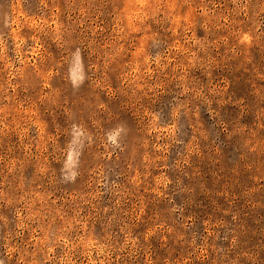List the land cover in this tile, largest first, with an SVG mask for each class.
<instances>
[{"label": "rangeland", "instance_id": "rangeland-1", "mask_svg": "<svg viewBox=\"0 0 264 264\" xmlns=\"http://www.w3.org/2000/svg\"><path fill=\"white\" fill-rule=\"evenodd\" d=\"M142 3L0 0V94L14 90L32 125L4 135L0 123L8 264H80L73 240L105 235L138 243L152 264H220L234 235L259 238L264 0ZM137 50L147 53L143 67ZM130 63L134 76L146 73L134 84L124 79ZM85 66L94 75L72 88ZM113 121L124 128L115 150L93 135ZM73 123L94 142L78 139L61 161L44 138ZM60 168L75 179L61 182Z\"/></svg>", "mask_w": 264, "mask_h": 264}, {"label": "clouds", "instance_id": "clouds-1", "mask_svg": "<svg viewBox=\"0 0 264 264\" xmlns=\"http://www.w3.org/2000/svg\"><path fill=\"white\" fill-rule=\"evenodd\" d=\"M138 3H142V0H137ZM146 0L142 3V7H147ZM248 7L247 2L242 7V10ZM264 13V4L260 6L259 12L257 15ZM135 29H133L134 31ZM123 31V29H121ZM122 39L125 37H121ZM148 39H151L149 36H145L140 45L142 49L144 44ZM23 41H20L15 45V51L19 53V49L23 44ZM133 47H135L133 45ZM7 41H0V52H3L4 58H7ZM81 50L77 49V53ZM127 54V50H125ZM133 57L140 58V66L143 67L146 63L147 53H143L140 50L132 53ZM18 58V57H17ZM159 57H157L158 59ZM24 63L23 61H20ZM110 62V61H109ZM156 59H152V63H156ZM129 71L124 74V79L128 81L129 84H134L137 79H142L146 73H141L139 77L134 76L133 64L127 66ZM159 67V65H158ZM64 70L61 69V72ZM84 71L86 75H82L79 81H71L72 88H79L81 84L84 83L86 78H90L94 75L91 67L85 66ZM65 79L70 81V76L65 75ZM143 95V94H142ZM264 104V100L261 101ZM264 112V110H262ZM0 123L4 124V135H8V131L16 132L18 129L26 132L27 128L32 127L28 119L22 115L23 106L17 99L15 91L13 90L12 94L9 95L7 91L0 94ZM11 117V119H9ZM24 124L25 127L21 128V124ZM35 131V129H33ZM124 128L122 127L121 121H113L112 123L107 124L103 128H99L97 133H94L96 141L106 144L107 147L112 148L113 150L119 148L120 142L122 140V134ZM64 137L63 140H60L57 143L59 137ZM86 138L89 141V144L93 143V137L87 136L85 132L80 131L76 128L75 123L71 124L69 127L64 129H58L56 135H54L51 140H48L45 137V142L48 143V147L53 150L52 154L59 158L61 161H66L68 154L70 152H75L76 150V141L80 138ZM79 155V153H76ZM75 172H67L65 168H60V179L61 182H72L75 179ZM257 233L253 232L252 236L257 237ZM69 250L73 253L78 249H82L80 264H152V260L148 256V250L141 247L136 242H129L125 237L123 239L114 238L111 235H105L100 240L95 242H89L87 238L82 240H73L71 245L68 246ZM192 248L191 245H189ZM197 252V249L192 248L189 253V262L192 257ZM6 256L11 258V253H6ZM143 256V260H139L138 257ZM0 264H8V260L0 258ZM65 264H76L75 260H72L71 257H68L65 261ZM173 264H186V262L181 259L179 261H174ZM220 264H264V228L260 230L259 238L256 239L255 243H242L241 235L233 236L229 245L225 248L223 258L220 260Z\"/></svg>", "mask_w": 264, "mask_h": 264}]
</instances>
